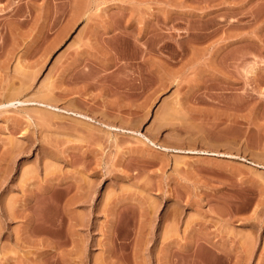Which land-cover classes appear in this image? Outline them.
Instances as JSON below:
<instances>
[{"label": "rangeland", "instance_id": "rangeland-1", "mask_svg": "<svg viewBox=\"0 0 264 264\" xmlns=\"http://www.w3.org/2000/svg\"><path fill=\"white\" fill-rule=\"evenodd\" d=\"M0 264H264V0H0Z\"/></svg>", "mask_w": 264, "mask_h": 264}, {"label": "bare ground", "instance_id": "bare-ground-1", "mask_svg": "<svg viewBox=\"0 0 264 264\" xmlns=\"http://www.w3.org/2000/svg\"><path fill=\"white\" fill-rule=\"evenodd\" d=\"M48 105V104H47ZM49 107V106H48ZM52 108V107H51Z\"/></svg>", "mask_w": 264, "mask_h": 264}]
</instances>
